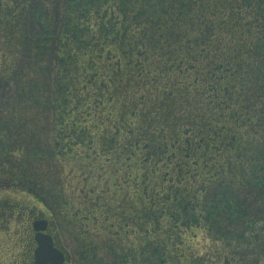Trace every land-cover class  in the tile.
<instances>
[{"label":"trees","instance_id":"trees-1","mask_svg":"<svg viewBox=\"0 0 264 264\" xmlns=\"http://www.w3.org/2000/svg\"><path fill=\"white\" fill-rule=\"evenodd\" d=\"M41 13L0 0V161L25 191L0 210L46 215L72 264L256 259L264 0H65L57 31Z\"/></svg>","mask_w":264,"mask_h":264},{"label":"rangeland","instance_id":"rangeland-1","mask_svg":"<svg viewBox=\"0 0 264 264\" xmlns=\"http://www.w3.org/2000/svg\"><path fill=\"white\" fill-rule=\"evenodd\" d=\"M65 0H33V6H39L43 10L41 13L42 19L51 24L53 29H57L58 20L61 19L63 9H64ZM31 16L26 14L27 22L25 24L24 34L27 39L35 40L42 36L44 30L41 28L42 25L36 18L35 14L38 12L35 8H31ZM57 31V30H56ZM24 36V37H25ZM22 71V67L20 68ZM20 71V72H21ZM11 91V86L8 83H5L0 90V118H2L1 111L3 107L2 100L5 99ZM7 100V99H6ZM12 160H5L3 163L0 161V200L4 198L10 199L11 195L20 192L25 193L24 189L20 185H15L12 183V178L5 176L9 175L4 172L7 169L11 171L16 170ZM33 183L38 182L36 177H33ZM44 189V188H43ZM242 193L240 196V201L244 205V208L247 210L249 216L255 221L254 224H257L255 228L256 236L260 237V240L255 243V248L257 249L256 259H251L247 264H264V195L262 197H254L256 192ZM225 230H236L239 225L236 227L230 228L227 222L224 223ZM262 226V227H261ZM17 225L15 223L6 224L5 222L0 224V264H31L29 258L27 257L26 247L23 246L21 241V236L19 233L14 234ZM239 230V229H237ZM240 231V230H239ZM237 232V231H236ZM18 235V236H17ZM18 237V238H17ZM64 243V242H63ZM65 244V243H64ZM63 244V245H64ZM200 245V246H199ZM199 250L200 256H205L206 258L215 257V254H209L208 248L212 244H206L205 239L199 238ZM66 247V245H64ZM67 250H70L69 247H66Z\"/></svg>","mask_w":264,"mask_h":264},{"label":"flooded vegetation","instance_id":"flooded-vegetation-1","mask_svg":"<svg viewBox=\"0 0 264 264\" xmlns=\"http://www.w3.org/2000/svg\"><path fill=\"white\" fill-rule=\"evenodd\" d=\"M12 195H14V194H12ZM1 210H0V218H2V220L5 219L6 220V222H5L6 224L15 223L17 225L16 230H14V234L16 235V233L17 234L19 233V235L21 236V241H22L23 246L27 248V254L26 255L29 258V260L32 261L30 263L31 264H35V257H34V254L31 255V253H30V248H29L28 241L30 239V235L32 233L35 234V230L33 228V221L35 219H38V218H42V219H46L47 220V216L42 214V213H38V212H35V211H30V210H28L25 207L20 208L19 210H21V211L19 213L16 210H13V211L4 210V209H1ZM48 222H49V225H48L47 230L45 231V233L50 234L53 237V239H54L55 245L59 246L60 248H62V245L60 244L62 242L61 237L56 235L54 227L52 226L50 221H48ZM32 244L35 245V247H36L37 242L35 240L34 235H33ZM62 249L69 256L68 258H66L64 264H72V253H71V250H67L66 247H64Z\"/></svg>","mask_w":264,"mask_h":264},{"label":"water","instance_id":"water-1","mask_svg":"<svg viewBox=\"0 0 264 264\" xmlns=\"http://www.w3.org/2000/svg\"><path fill=\"white\" fill-rule=\"evenodd\" d=\"M49 222L46 219H37L33 223L36 232L35 264H64L68 254L56 246L50 234L45 233Z\"/></svg>","mask_w":264,"mask_h":264}]
</instances>
